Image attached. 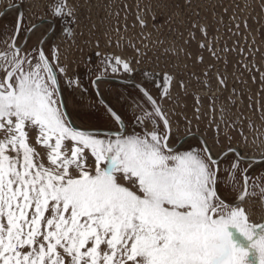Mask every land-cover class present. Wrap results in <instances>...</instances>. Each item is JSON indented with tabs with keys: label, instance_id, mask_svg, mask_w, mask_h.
I'll use <instances>...</instances> for the list:
<instances>
[{
	"label": "snow or ice",
	"instance_id": "6c2138e0",
	"mask_svg": "<svg viewBox=\"0 0 264 264\" xmlns=\"http://www.w3.org/2000/svg\"><path fill=\"white\" fill-rule=\"evenodd\" d=\"M218 6V0H150L141 8L138 0L136 18L144 28L145 13L155 21V9L163 18L157 32L166 28L183 36L184 30L191 35L198 30L207 36L213 27L207 14L223 23ZM48 8L24 33L49 20L46 33H55L59 20L61 39L75 42L80 36L91 43L77 31L81 17L90 18L91 0H50ZM24 18L19 12L11 34L0 33L6 37L0 40V264H264V218L254 221L243 206L257 195L264 204V186L249 183L248 175L254 165L264 164V154L254 160L229 142L225 180L221 156L203 137L187 148L177 147L179 140L170 144L168 112L135 82L143 109L133 114L139 125L133 129L96 87L109 66L112 73L135 72L131 60L111 54L104 56L105 72L92 84L115 127L76 126L66 111L61 80L69 88L83 85L67 77L59 45L50 46V58L43 39L28 52L27 39L17 44ZM173 79L164 74L166 83ZM219 83L225 85V78ZM160 95L172 98L167 87ZM242 163L249 167L242 169ZM221 187L234 193L231 202Z\"/></svg>",
	"mask_w": 264,
	"mask_h": 264
},
{
	"label": "flooded vegetation",
	"instance_id": "af4514ba",
	"mask_svg": "<svg viewBox=\"0 0 264 264\" xmlns=\"http://www.w3.org/2000/svg\"><path fill=\"white\" fill-rule=\"evenodd\" d=\"M102 1L103 0H98V2L96 0L91 1L90 13H93V8L97 6V3L100 4L101 8ZM115 1L116 2L112 0V2L116 4V7H120L121 12L127 14V19H122L124 26L131 23L134 24V19H129V12L134 17L135 0ZM49 3L50 0H0V33H2V28L8 27L11 34L16 17L19 12H24L25 18L22 22L21 34L16 42L17 44H22L23 41L27 39V44L24 47L25 52L35 48L43 39L45 40L44 52L51 58L50 46L52 44L59 45L61 49V62L67 64V77H73L74 79L78 78L79 82L83 85L82 88H69L64 84L63 79L61 80L62 98L65 102L66 111L76 126L80 128L88 127L102 129L115 127V122L112 117L106 113L104 105L97 99V92L92 84V81L96 80L97 76L105 72L103 65L104 56L111 54L131 60L135 72L133 74H126L123 72L112 73L109 66L106 70L107 74L105 78L97 81L96 87H98L99 95L103 97L104 101L110 105L113 110L121 114L126 122H131V127L133 129H139V125L132 121L133 114L139 116L142 114L143 109L141 97L137 90L132 87L133 82H135L137 84H143L148 93L158 102H161L163 108L168 112L172 127L170 144H177V140H179L177 147L183 144V146L187 148L189 144L195 146L198 143H202L203 141L200 140V137H203L204 140L212 145V152L215 155L221 156L223 163L220 165V171L225 180L229 177L228 170L231 167L230 159L225 160L229 142L233 149L242 148L244 154L254 160L260 159L262 154H264L263 116H260V122L255 129V133L249 135L245 123L243 125L229 123L224 127L219 126L217 130V126L212 121L207 122L194 117L185 119L179 115L178 109L183 102L189 104L195 98L198 100V97L193 93V87L187 84L184 78L182 80L181 78L183 75L177 73L175 70H153L148 66L134 62V54L132 51L125 53V51H122V47H120L121 43L120 46H117L116 42L121 40L112 33L113 29L111 26L114 19L109 16L108 13H99L97 24L94 22L92 23L93 20L90 13L88 14L90 18L81 17L79 21L80 27L77 31L79 32L82 30L84 32L85 37H88L91 41L89 44H85L84 37L80 36H77L75 42H66L61 39L62 34L60 30L64 24L59 20L57 21L55 33H46V29L50 27V20L41 24L40 28L43 27V29L39 28L31 33H24L23 28L28 27L29 23H37L36 17L43 16L49 11ZM12 4H14V6L9 7V5ZM125 5H127V8ZM4 16H8L9 18L13 17L12 22L10 24L5 22L3 20ZM145 19L148 23V17ZM116 22L118 23V21ZM92 25H95V27H92ZM89 30H91L92 33L90 37L88 36ZM133 31L132 29V32ZM109 36H111L112 39L111 45L108 43ZM4 38L3 35H0V40ZM97 41H99L98 46L96 43ZM129 41L135 44L133 36H131ZM129 41H127L128 48L133 49ZM69 44H71V46H69ZM77 45H79V48ZM96 53H100L101 55L97 56ZM145 72H149L150 75L144 76L143 73ZM165 73L171 75L174 79L166 83L164 80ZM60 75L63 76L64 74ZM181 81L183 82V86H181ZM165 87L170 89L172 98H164L161 100L160 93ZM137 104H140L141 107H137ZM248 167L246 163L241 164L242 169ZM248 175L251 177L249 183L258 180V182L264 186V164L254 165L249 169ZM236 179L239 181L242 188L243 179L241 175L237 174ZM221 192L223 197L227 198L228 202H231L232 196L234 195L231 189L221 187ZM243 206L252 214L253 220L260 221L264 218V204L261 203L259 195L247 198Z\"/></svg>",
	"mask_w": 264,
	"mask_h": 264
},
{
	"label": "rangeland",
	"instance_id": "374dc122",
	"mask_svg": "<svg viewBox=\"0 0 264 264\" xmlns=\"http://www.w3.org/2000/svg\"><path fill=\"white\" fill-rule=\"evenodd\" d=\"M96 1L98 2V0ZM114 2L116 1L114 0ZM114 2L103 0L101 8L100 4L97 3V6L93 8V13H90L92 23L97 24L99 13H108L115 22V24L113 22L114 26L113 24L111 26L112 33L120 38L122 51H125V53L133 52L134 62L139 60V64L149 65L153 68H164L165 64H158V61H153V59L170 60L171 62L167 65L171 70L181 73L183 75L182 80L183 78L185 80L186 76L190 74V71L187 70L188 67L198 72L201 68H204L203 78L201 80L196 79L199 84L204 85L207 84V81L213 82V69L217 73L227 72L226 75L221 74L219 76V79L225 78L226 86L230 85L232 80L229 78L230 75L240 74V79L234 83L241 85L243 91L247 93L246 98L248 100L253 101L250 95L256 97L257 91V94H259L257 95L259 98L257 104L260 103L264 108V0H218L219 6L216 11L223 17L222 24H217L211 14L201 12V16L207 14L213 24V27L207 30V36L198 30H194V35L184 30L183 36H177L167 30L165 32L163 29L157 32L153 26L154 22H152V24L143 28L147 31L142 38H139L141 35L139 28L141 26L136 18L137 9L134 8V17L129 12V19H134L136 25L128 24L127 30H125L122 19H127L125 18L127 14L121 12L120 7H116ZM149 2L150 0H145L143 7ZM151 2L155 3V0H151ZM224 8H227V12L223 11ZM154 11L159 14L158 10L154 9ZM116 13H119V15L117 16ZM145 14L151 16L150 13ZM160 18L163 22V18L161 16ZM3 20L10 24L13 17L4 16ZM117 28H119V33L116 31ZM40 29H43V27ZM1 32H7L10 35L8 27L2 28ZM131 36L141 44L142 47L138 49L143 55L137 53L136 46L133 49L128 48L127 41L131 39ZM158 39L162 40L163 43H157ZM201 42L205 45L204 47L200 46ZM201 57L203 58L202 62ZM172 60H175V62L173 63ZM194 84L195 81H192L191 86L193 87ZM231 87L233 90L234 86ZM222 88H225V85H222ZM210 101L211 98L209 97L208 102Z\"/></svg>",
	"mask_w": 264,
	"mask_h": 264
},
{
	"label": "built area",
	"instance_id": "2783aa9c",
	"mask_svg": "<svg viewBox=\"0 0 264 264\" xmlns=\"http://www.w3.org/2000/svg\"><path fill=\"white\" fill-rule=\"evenodd\" d=\"M149 1V0H148ZM138 0H135L134 7L136 8ZM141 8H143V5L145 3V0H139ZM148 17V23L149 26L154 22L155 28L159 27V25L162 23V20L160 18V15L157 14L156 20L153 21L152 17L150 15L145 14V18ZM134 25H136L134 23ZM141 35L139 38H142L144 34H146L147 30H144L143 28H139ZM166 32V28H164ZM135 44L137 48H141V44L135 40ZM160 59V58H159ZM154 58L153 61H158V64H165L164 68L161 67H151L148 66L150 69L153 70H159V71H171L170 67L167 65V63H170L171 61H165V60H159ZM174 63L175 60H172ZM190 71L189 76H186L185 81H187V84L191 85L192 81H195V84L193 86V93L196 97H198V100L196 98L191 102H183L182 105L178 109L179 115H181L183 118L188 119L190 117L198 118L199 120L203 121H212L216 126L224 127L228 125L229 123L235 124V125H243L246 124V128L249 132V135H252L255 133V129L258 126V123L260 122V116L264 117V108L259 103L257 104V100L259 99L257 95L258 92L256 91V94L250 95V97L253 99L248 100L247 93L243 91L241 85H237L236 82L238 79H240V74L230 75L229 78L232 79L230 82V85L226 86L225 88H222V85L219 83V76L221 74H227V72H215V69L212 70V83L207 81V84L204 85L202 83H198L196 79H202L204 76L205 69L201 68L199 72L196 70H192L188 67L187 69ZM203 73V75H201ZM189 82V83H188ZM234 86L232 90L231 86ZM235 94V95H234ZM209 97L211 98V101L208 102ZM232 101H231V100ZM234 102V103H233ZM192 106H191V105ZM198 109V111H197ZM259 221V220H254Z\"/></svg>",
	"mask_w": 264,
	"mask_h": 264
}]
</instances>
